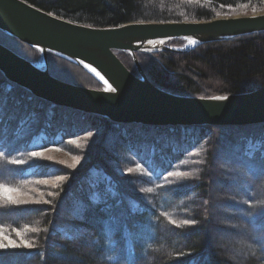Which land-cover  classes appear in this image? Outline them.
<instances>
[{"label": "trees", "instance_id": "obj_1", "mask_svg": "<svg viewBox=\"0 0 264 264\" xmlns=\"http://www.w3.org/2000/svg\"><path fill=\"white\" fill-rule=\"evenodd\" d=\"M24 1L94 28L264 9V0ZM0 44L42 61L2 32ZM115 53L139 76L130 55ZM48 56L52 77L102 88L81 68ZM137 58L151 84L174 95H240L264 86V33ZM57 150L85 164L46 158ZM51 178L59 182L45 185ZM0 264H264V124L122 125L34 98L0 72Z\"/></svg>", "mask_w": 264, "mask_h": 264}, {"label": "water", "instance_id": "obj_2", "mask_svg": "<svg viewBox=\"0 0 264 264\" xmlns=\"http://www.w3.org/2000/svg\"><path fill=\"white\" fill-rule=\"evenodd\" d=\"M0 32L42 56L33 64L0 44V72L34 98L56 107L103 117L117 124L148 126L241 127L264 124V86L240 95L184 97L151 84L138 54L184 55L196 47L264 33V14L204 22H140L94 28L71 23L24 0H0ZM186 41L184 47L169 45ZM115 52L133 59L131 73ZM57 55L92 76L100 90L52 77L48 54Z\"/></svg>", "mask_w": 264, "mask_h": 264}, {"label": "rangeland", "instance_id": "obj_3", "mask_svg": "<svg viewBox=\"0 0 264 264\" xmlns=\"http://www.w3.org/2000/svg\"><path fill=\"white\" fill-rule=\"evenodd\" d=\"M258 14H264V9L259 10L258 12H252V11H247L246 12L244 10H239V11H237L234 14L232 13L231 16H229V17H236V16L247 17V16L258 15ZM226 17L224 16V18H226ZM219 18H223V16H220ZM91 89H94V88H91ZM90 143H91V140H88L87 142L86 141L85 142L82 141L78 146H73L72 150H70V152L81 151L82 148L88 146ZM46 158H48L49 160H51L53 162H56V163H62L64 165L68 166V167H71V166L79 167V166H82V164H85V161H83V159L80 161V158L78 156H75V155H72V154L71 155L67 154L66 152H63L62 150L49 151L46 154ZM194 160H195V158H193V162H191L192 166L195 165V161ZM217 167H218L217 171L221 170V168H222L220 165H218ZM58 182H59V178H51L49 181H47L45 183V185L50 186V185L58 183ZM36 185H38L37 187H39L40 185L43 186V182H40V183H38ZM225 240H226V238H225ZM226 241L228 242L229 247L232 250V252H234V253L237 252L238 256L244 257V253H243V251H241L243 249V247L240 246V248H239L238 245H237L239 243H237V242H235V241H233L231 239L230 240H226ZM235 248H236V250H235ZM246 248H247V246L244 247V249H246Z\"/></svg>", "mask_w": 264, "mask_h": 264}, {"label": "snow or ice", "instance_id": "obj_4", "mask_svg": "<svg viewBox=\"0 0 264 264\" xmlns=\"http://www.w3.org/2000/svg\"><path fill=\"white\" fill-rule=\"evenodd\" d=\"M34 155H35V153H34ZM10 243H12L13 244V246H15V243L13 242V241H9Z\"/></svg>", "mask_w": 264, "mask_h": 264}]
</instances>
